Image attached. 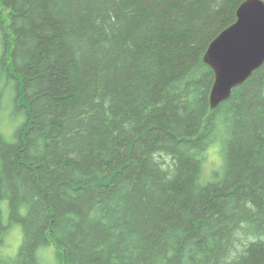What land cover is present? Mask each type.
I'll list each match as a JSON object with an SVG mask.
<instances>
[{
    "label": "trees",
    "instance_id": "1",
    "mask_svg": "<svg viewBox=\"0 0 264 264\" xmlns=\"http://www.w3.org/2000/svg\"><path fill=\"white\" fill-rule=\"evenodd\" d=\"M243 1L0 0V264H264V63L210 108L203 61Z\"/></svg>",
    "mask_w": 264,
    "mask_h": 264
},
{
    "label": "water",
    "instance_id": "2",
    "mask_svg": "<svg viewBox=\"0 0 264 264\" xmlns=\"http://www.w3.org/2000/svg\"><path fill=\"white\" fill-rule=\"evenodd\" d=\"M203 61L214 73L209 102L215 108L264 63V1L241 2L235 21L210 42Z\"/></svg>",
    "mask_w": 264,
    "mask_h": 264
},
{
    "label": "rangeland",
    "instance_id": "3",
    "mask_svg": "<svg viewBox=\"0 0 264 264\" xmlns=\"http://www.w3.org/2000/svg\"><path fill=\"white\" fill-rule=\"evenodd\" d=\"M3 21L8 27L7 16L3 15ZM9 32V31H8ZM2 36L0 32V51L2 49ZM11 36L9 38L11 42ZM2 82L0 81V87ZM9 88H1V91H4V95L0 101V133L7 141L14 140V132L17 127L23 122V114L17 111V107L11 104L14 99L13 91L9 92ZM209 160L205 165V173L211 168L216 167L218 162V157L215 152L210 153ZM23 235L22 230L19 225L13 226L8 232L5 234L4 240L0 243L1 249L0 252L5 256H15L21 243H22ZM39 257L41 259L42 264H66L64 260L63 250L57 247L54 243L49 242L48 245L43 247L38 251Z\"/></svg>",
    "mask_w": 264,
    "mask_h": 264
}]
</instances>
